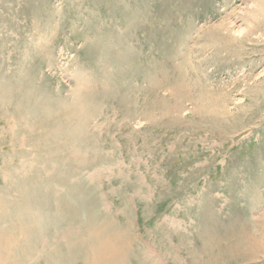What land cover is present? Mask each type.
<instances>
[{
	"label": "rangeland",
	"instance_id": "374dc122",
	"mask_svg": "<svg viewBox=\"0 0 264 264\" xmlns=\"http://www.w3.org/2000/svg\"><path fill=\"white\" fill-rule=\"evenodd\" d=\"M0 264H264V0H0Z\"/></svg>",
	"mask_w": 264,
	"mask_h": 264
}]
</instances>
